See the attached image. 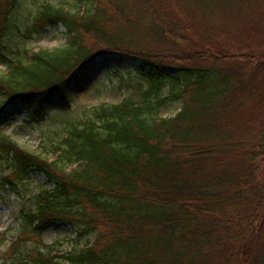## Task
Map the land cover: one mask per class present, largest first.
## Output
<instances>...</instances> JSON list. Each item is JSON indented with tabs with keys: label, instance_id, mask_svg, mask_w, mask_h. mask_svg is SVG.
Masks as SVG:
<instances>
[{
	"label": "trees",
	"instance_id": "obj_1",
	"mask_svg": "<svg viewBox=\"0 0 264 264\" xmlns=\"http://www.w3.org/2000/svg\"><path fill=\"white\" fill-rule=\"evenodd\" d=\"M61 1L23 0L32 10L19 23L22 1L0 0V121L16 101L29 123L67 113L79 73L103 56L119 58L107 78L129 94L67 117L45 155L0 134L1 188L47 180L35 208L19 212V234L65 223L89 239L61 255L36 246L24 262L264 264V0ZM183 4L221 17L253 9L244 25L262 37L257 52L233 53L215 28L193 43L175 11ZM58 26L63 48L14 50ZM128 61V80L112 77ZM171 104L178 112L162 116Z\"/></svg>",
	"mask_w": 264,
	"mask_h": 264
},
{
	"label": "rangeland",
	"instance_id": "obj_2",
	"mask_svg": "<svg viewBox=\"0 0 264 264\" xmlns=\"http://www.w3.org/2000/svg\"><path fill=\"white\" fill-rule=\"evenodd\" d=\"M23 9L26 14H21L18 22L22 23L29 16V5L31 8L35 2L40 3L44 0H24ZM62 5H66V1L58 0ZM160 0H158L159 2ZM27 4V5H26ZM32 10V9H30ZM246 12L233 11L231 15L219 16L214 11H204L194 4H183L175 7L176 13L182 16V20L190 26L191 32L186 33L187 37L193 40V43L207 38L210 35L212 39V30H224L225 34H219L222 43L227 44L233 53L241 55L255 54L257 52L256 45L262 42V37L256 32L250 33L245 28L244 23L255 19L253 9H245ZM24 11V13H25ZM121 18L120 13H115ZM249 26V25H248ZM247 26V27H248ZM210 29V34L208 30ZM66 32L63 26L49 28L42 34L33 37L30 40H24L25 45L14 42V50L28 49L31 52L40 50H57L66 44ZM140 41L137 40L136 44ZM88 48L97 46V43L88 39ZM25 46V47H24ZM139 47V46H137ZM103 48V47H102ZM119 61L118 57L103 56L96 58L89 63L78 76L77 83L73 87L71 107L65 114L50 113L43 120L37 123H29L26 115V107L20 102L9 105L6 109V116L0 121V134L10 137L22 148L37 155H45L47 153L48 139H54L55 133L62 125L67 117H76L85 108L97 106L104 101L118 102L128 96V92L116 91L117 86L109 85L108 69L115 68ZM134 63L128 61L116 71L110 72L112 77L123 74L128 80L129 73H132ZM5 67L0 64V75L3 74ZM171 71V70H170ZM127 77V78H126ZM135 80V79H134ZM102 83V84H101ZM128 83V82H127ZM4 96L0 95V103ZM178 104L166 105L161 112L162 116H173L178 112ZM1 176V175H0ZM47 180L41 174L35 173L30 176L29 180L21 183L16 188H1L0 186V264H11L13 261L24 262L22 255L26 250L36 247H49L53 250L52 255H61L72 249L85 247L89 243L88 238L78 239L72 227L65 223L53 224L46 228L41 237L24 236L20 233L18 215L22 209L33 210L35 208L36 196L46 189ZM28 240L23 243L22 250L16 253L14 245L19 239ZM90 240H93L92 238ZM91 242V241H90ZM43 248V249H44ZM17 254V255H15ZM17 262V263H19ZM27 264V263H25Z\"/></svg>",
	"mask_w": 264,
	"mask_h": 264
},
{
	"label": "water",
	"instance_id": "obj_3",
	"mask_svg": "<svg viewBox=\"0 0 264 264\" xmlns=\"http://www.w3.org/2000/svg\"><path fill=\"white\" fill-rule=\"evenodd\" d=\"M110 56V55H109Z\"/></svg>",
	"mask_w": 264,
	"mask_h": 264
}]
</instances>
